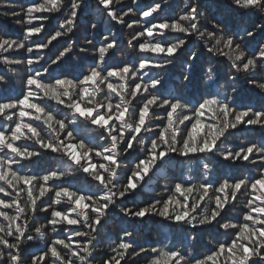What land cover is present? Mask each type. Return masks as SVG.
Listing matches in <instances>:
<instances>
[{"label":"snow or ice","instance_id":"6c2138e0","mask_svg":"<svg viewBox=\"0 0 264 264\" xmlns=\"http://www.w3.org/2000/svg\"><path fill=\"white\" fill-rule=\"evenodd\" d=\"M119 2L120 0H97V7L117 24H124L126 23L124 17L135 13L131 8L127 11L116 9L115 4ZM133 2L137 3V0ZM232 2L239 8L264 14V0H232ZM162 3L163 0H152V3L145 5L146 10L142 9L139 15L141 18H150L148 21L150 26L136 32L128 41V44L139 53L153 54V56H138L136 58L138 65L130 62L123 66H109L106 57L110 54V50L118 45L107 42V37L97 49L98 59L88 65L87 70L81 67L79 74L72 75L71 78L64 73L61 74L63 78L54 77L52 69L41 64L43 58L26 61L4 59L3 62L6 64L26 62L30 74L23 81L24 87L20 96L0 100V117L14 124L7 128L0 124V182H2L0 194L4 197H12L11 202L0 199V233H4L0 235V264H23L20 256L21 246L25 240L31 241L36 238L28 233L35 232L38 236L44 237L46 235L44 230L49 226L57 238L46 243V250L42 255L34 257L31 264H91L90 257L95 247L93 242L99 235V227L103 226V221L116 209H119L125 218L142 220L146 216H159L163 220L170 221L179 234L191 235L189 229L209 226L214 221L220 228L233 230L228 233L232 236L231 241L218 243L215 249L203 258L195 256L188 258L181 250L173 248L165 250L153 247L151 249L153 256L148 264H208L209 261L211 264H220L221 258L224 264H264V140L259 144L249 143L234 152L221 151L218 144V142L223 143L221 138H226V133H229L230 129H238V126L247 128L259 125L264 128V108L256 110L251 107H233L237 101L234 97L228 96H224L223 99L202 97L193 104L178 96L165 95L166 89L160 72H152L153 69L163 70L172 63L178 51L186 47L183 37L195 36L197 39L208 40L209 43L205 45L207 52L228 59L231 68L236 72L243 71L246 74L251 72L254 75L257 67L264 66V44L258 45L257 50L251 55H246L245 50L235 39L237 35H241L240 32L233 30L225 35L219 23L213 25L214 28L219 29V32L200 30L197 23L198 5L189 6L188 11L180 15L178 20L169 21L159 20L153 15L162 11ZM63 6V0L33 2L26 9V22L31 23L34 13H55L61 11ZM80 6L78 0H73L70 15L60 23V29L63 31L56 30L54 34H50L46 43L43 41L35 43V49L38 51L48 49L53 41L72 32L71 26L74 25L77 9ZM118 11L120 15L117 14ZM37 19L44 21L48 16L41 15ZM127 26L132 28L133 24L129 23ZM92 28L95 29L96 24H92ZM257 28L260 32H264V24L257 25ZM43 30V25L32 26L25 28L22 39L0 38V55L10 50L19 51L25 48L28 53H33V47L26 46V42ZM154 30H159L155 35L160 39H154ZM176 34H183V37ZM243 34L247 37H255V33L248 29H245ZM142 38L143 42H141ZM133 41L136 43L133 44ZM87 43L91 44L92 41L89 40ZM224 49H230L231 53L225 52ZM81 51L84 52L86 49L81 48ZM72 52V46L65 47L54 59H51V65L58 67L63 64ZM198 55V52L192 51L188 59L194 60ZM34 65L36 67H33ZM111 78H115L120 83H114ZM229 78L235 79L231 75ZM129 80L132 81L130 89L126 87V82ZM206 80L211 82L206 85L209 88L208 96L217 95L211 90L215 83L211 68L206 73ZM3 81L4 77L0 76V83ZM249 82L256 83L251 77ZM102 85L104 87H101ZM258 86L264 91V83ZM104 88L107 89L106 96H103ZM113 94L119 98L115 103ZM129 94L132 100L126 98ZM138 95L143 97L139 107L132 102ZM41 99L53 101L57 108L36 102ZM156 109H163L167 118L162 127L158 126V133L150 124L153 118L162 119ZM60 116L63 118L61 119ZM13 117L16 119L13 120ZM205 118L214 123H206ZM28 121H38L44 127L39 128ZM89 125L96 128L90 129ZM96 129L100 131L91 141L86 137L77 136V132L83 134ZM142 132L150 135L141 138ZM153 136L155 138H152ZM145 139L148 143H145ZM22 140L31 141L32 144L17 143ZM97 140L104 143L98 148L91 146L96 144ZM135 144H140L143 157L138 158L130 174H124L126 183H121L120 168L123 163L121 157L129 149H134ZM41 150L61 154L75 168L64 171L46 170V174L43 175L25 172L26 165L22 161L40 158ZM201 155L204 157L220 155L224 160L242 159L253 164H257L256 156H259L258 178H237L234 183L224 179L218 187H215L217 181L208 180L199 185V188L203 189V194L192 203H189V196L186 193H191L193 187H185L183 181L175 183L174 188L165 189L166 192L179 194L183 197L182 201L178 198L174 199L173 195H168L166 199L162 197L143 207L129 208L123 203L130 194H135L138 186L143 187L144 183H147L146 177L151 179L150 173L155 174L157 169H161L175 156L199 158ZM93 156L99 158V162L94 161ZM204 168L207 175L210 171L208 163L204 164ZM76 169L86 173L96 182L88 184V192L81 189L70 190V187L64 186L62 178L68 171ZM50 181H60V183L50 185ZM37 184L38 196L33 192ZM3 185H7V188ZM53 188L57 189L55 198L49 197L51 204L44 206L41 198ZM212 188L215 192L224 194V199H221V196H210L209 190ZM242 188H247L251 193H259L247 201L246 206L250 210L244 214L243 222L220 223L217 217L221 216L228 202L226 190L231 189V198L235 200ZM22 192H26L30 200L27 207L32 213L30 218L26 217V222L23 224L17 223L22 216H26L25 207H21L19 201ZM60 198H66V202L71 207L66 210L53 208L52 205L61 203ZM206 198L209 202L214 200L216 206L207 210L210 214L206 212L200 216L197 210L201 208ZM38 200H41L39 205ZM255 200H258L259 204L252 207ZM13 205H15V215L3 211L12 208ZM49 209H51V218L45 217V223H37L36 227L32 228L31 224L39 220L37 212L47 213ZM193 213L197 214L193 215ZM73 214L75 218H70ZM62 223L79 226L73 228V236L86 242L83 244L76 242L73 247L71 242L73 236L60 238L64 229L62 227L58 229L57 226ZM82 228H87L88 231H83ZM93 233L96 235H92ZM132 235L131 232L124 230L119 242L112 247L115 255L104 260L103 264H121L128 255V250L133 248V244L125 237ZM7 237L12 239L9 240ZM145 251L147 250L140 248L132 255L139 256Z\"/></svg>","mask_w":264,"mask_h":264},{"label":"trees","instance_id":"16d2710c","mask_svg":"<svg viewBox=\"0 0 264 264\" xmlns=\"http://www.w3.org/2000/svg\"><path fill=\"white\" fill-rule=\"evenodd\" d=\"M33 2L39 3L42 0H0V38L7 39H22L24 30L27 27L43 25V31L36 36H33L26 42V46L33 47V53H28L25 49L19 51L10 50L8 53L0 55V76L4 77V81L0 83V100L13 99L21 95L23 91V81L26 79L28 72V66L25 63L21 64H6L4 59H20L26 61L27 59L37 60L41 59V64H45L52 69V75L54 77H60L62 73L67 74L69 78L72 75L79 74L81 67L87 70L88 65L93 64L98 59L97 49L101 46V42L107 37V42H114L118 46L113 50H110V54L106 57L107 64L109 66L120 65L125 63L135 62L138 65V56H153L151 53L141 54L135 48L128 44L129 39L135 35L136 32L142 31L144 28L149 27V19H142L139 15L142 9H145V5L152 3V0H137L134 3L133 0H120L115 4V8L127 11L129 8L133 10L135 14H129L124 17L126 23L117 24L111 18L107 17L106 13L97 7V0H78L80 8L77 9V17L72 25V32H69L67 36L59 37L56 41L49 46L48 49L36 50L35 43L41 41L47 42V38L50 34H54L56 30L60 29V23L63 22L70 15L71 4L73 0H63V7L61 11L55 13H34L31 23H27L26 9ZM199 6V18L198 25L201 31L210 30L219 32V29L214 28L213 25L219 23L224 29V34H230L233 30L238 31L241 35L235 37L236 41L240 43L241 48L245 50L246 55H251L257 50L258 45L264 44V32H260L257 25L264 24V14L242 9L235 6L232 0H163L162 11L153 14L157 16L159 20H178L180 15H184L191 5ZM120 15V12H117ZM45 15L48 16L47 20L41 21L37 17ZM139 23H135V22ZM133 24L132 28L127 25ZM92 24H96V28H92ZM67 27V26H66ZM248 29L255 33V37H247L244 35V30ZM159 30H154V39H160L155 33ZM183 37V34H176ZM186 41V47L179 50L175 59L171 64L163 70L153 69L152 72H160L163 78V86L166 89L165 95L178 96L184 100L196 103L197 100L203 98H216L223 99L224 96L234 97L237 101L233 107H251L256 110L264 108V91L258 86L260 83H264V66L257 67L255 74L251 72L246 74L243 71L236 72L230 66V61L223 56H213L208 53L205 45L209 43L208 40L201 38L197 39L195 36L183 37ZM91 40L89 44L87 41ZM143 42V38L141 39ZM136 42L133 41V44ZM72 46L73 52L68 55L63 64L58 67L51 65V59H54L58 55L59 51H62L65 47ZM81 48L86 49L82 52ZM192 51L198 52V58L189 60L188 56ZM225 52L231 53L230 49H224ZM47 62V63H45ZM33 67H36L34 65ZM211 68L214 73L215 83L212 87V91L217 93L215 96H208L209 88L206 86L211 83L206 80V73ZM106 74V73H105ZM233 76L235 79H230ZM249 77L254 79L256 83H250ZM114 83L119 84L120 81L115 78H111ZM147 79V77H145ZM132 86V81L126 82V87ZM101 87H104L103 85ZM107 95V89L104 88L103 96ZM41 96L43 94L41 93ZM103 99V97H101ZM128 100H132L130 94L126 97ZM118 97L113 94V102H117ZM143 97H138L132 101L137 107L141 105ZM42 105H49L52 108H57L53 101L47 99H41L36 101ZM106 102V101H105ZM229 103L231 101L229 100ZM67 111V110H64ZM152 111V109H150ZM162 117L161 120L150 121L154 131L158 133L159 127H162L166 123V113L163 109H156ZM190 114V113H189ZM62 119L63 116H60ZM16 117H13L15 120ZM27 120V118H25ZM34 126L43 128L44 125L38 121H28ZM206 123H214V121L207 120ZM0 124L5 128L9 125L14 126L10 121L4 120L0 117ZM90 129L96 128V126L89 125ZM190 127V124H189ZM183 128V125H181ZM99 129L96 131H90L81 134L77 132L78 138L81 136L86 137L88 141H91L92 137H96ZM145 134L141 133V138H144ZM186 135V133H185ZM152 138H155L154 136ZM223 143L218 142L221 151H236L240 147L246 146L249 143L259 144L264 140V128L257 126H238V129H230L229 133H226V138L222 137ZM17 143L32 144L31 141H19ZM103 141L97 140V143L91 145L93 147H99L103 144ZM135 143V142H134ZM145 143L148 140L145 139ZM34 147V145H33ZM40 158H33L32 161H22L26 165L25 172H31L37 175L46 174V170H70L75 168L66 157L61 154L46 152L41 150ZM143 157V152L140 144H135L134 149H129L127 153H124L121 159L123 163L120 168L121 183H126L125 173L130 174L131 169L138 162V158ZM94 161L99 162V158L94 157ZM18 159V158H17ZM257 164L237 159L235 161L229 159L224 160L222 156H200L191 158H181L175 156V158L169 163L162 166L161 169H157L155 174L150 173L151 179L147 177L143 187L138 186L135 194H130L127 199L123 201L129 208L135 206L143 207L148 203L155 200L167 198L168 195H173L174 199L178 198L181 201L183 197L179 194L166 192V188H174L175 183L183 181L185 187H193L191 193H186L189 196V203L199 199V196L203 194V189L199 188V185L208 181L215 180V187L219 186L224 179H228L230 183H234L237 178L249 177L258 178V167L260 163L259 156H256ZM208 163L210 171L205 175L204 164ZM15 167V165H14ZM64 186L70 187V190L81 189L84 192H88V184L96 183L91 180V177L86 173H83L79 169L75 171H68L66 176L62 178ZM60 183V181H50L49 184ZM2 184V182H0ZM7 188V185H3ZM11 191V189H7ZM53 188L49 191L45 197L41 200L44 202V206L51 204V198H55V191ZM228 193V202L225 204L224 210L221 216L217 217L220 223H242L243 216L249 212L247 201L252 199L253 195L259 193H251L247 188H242L241 192L237 193V198L233 200L231 198V189L226 190ZM34 195H39L38 184L33 188ZM209 194L212 197L221 196L224 199V194L215 192L214 188L209 190ZM15 193H13V196ZM0 199H4L7 202H11L12 197H4L0 194ZM61 203L58 205H52L57 210L69 209L71 206L66 202V198H60ZM41 200L37 201V204H41ZM21 207H25L26 216H22L21 220L17 223H25L26 217L32 216L31 210L27 207L30 200L26 192H22L19 198ZM259 204L258 200L253 201L252 207ZM214 200L209 202L206 198L205 202H202L201 208L197 210L200 216L206 214L209 208H215ZM9 215H15V205L12 208L4 209ZM197 213H193L196 215ZM210 214V212H207ZM255 215V213H252ZM39 220L31 224V227H36L37 223H45V217L51 218V209L47 213L37 212L36 214ZM75 218V214L72 217ZM5 225L7 222H3ZM63 228L60 238L65 236H73V228L79 226H69L66 223L58 225L57 228ZM83 231H88L87 228H82ZM124 230L131 232V237H125L126 240L133 244V248L128 250V255L121 261V264H148L149 259L153 256L151 249L153 247L157 249L173 248L174 250H181L188 258L193 256L197 258H203L209 255L218 243L225 241H231L232 236L228 233L233 231L231 229L225 230L220 228L219 224L215 221L212 225L203 226L195 230L189 229L188 232L191 235L179 234L174 225L170 221L163 220L159 216H146L142 220L139 218H125L123 214L116 209L107 216L103 221V226L99 227V235L93 242L95 244L92 249V257H90L91 264H103L104 260L110 256L115 255L112 252L120 237L123 236ZM46 235L44 237L38 236L35 232H29V235L36 237L34 240H25L20 249V256L23 264H31L34 257H38L43 254L45 244L50 243L51 240L57 238L55 233H52L49 228L44 230ZM4 235V233H0ZM92 235H96L93 233ZM9 240L12 238L7 237ZM73 247L76 242L83 244L86 240L73 236ZM140 248H144L147 251L141 253L139 256H133L132 253L139 251ZM66 251V250H65ZM119 259V257H117ZM7 260V257H5ZM208 264H211L209 261ZM220 264H224L223 258H221Z\"/></svg>","mask_w":264,"mask_h":264},{"label":"rangeland","instance_id":"374dc122","mask_svg":"<svg viewBox=\"0 0 264 264\" xmlns=\"http://www.w3.org/2000/svg\"><path fill=\"white\" fill-rule=\"evenodd\" d=\"M142 19H143V20H144V19L148 20V18H142Z\"/></svg>","mask_w":264,"mask_h":264}]
</instances>
